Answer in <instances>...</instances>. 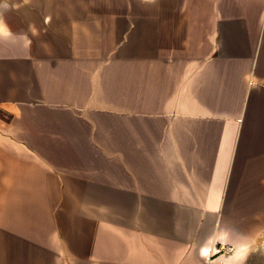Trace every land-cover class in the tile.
I'll use <instances>...</instances> for the list:
<instances>
[{"label":"crops","instance_id":"crops-1","mask_svg":"<svg viewBox=\"0 0 264 264\" xmlns=\"http://www.w3.org/2000/svg\"><path fill=\"white\" fill-rule=\"evenodd\" d=\"M260 242L264 0H0V264Z\"/></svg>","mask_w":264,"mask_h":264},{"label":"rangeland","instance_id":"rangeland-1","mask_svg":"<svg viewBox=\"0 0 264 264\" xmlns=\"http://www.w3.org/2000/svg\"><path fill=\"white\" fill-rule=\"evenodd\" d=\"M250 264H264V242H260L254 247Z\"/></svg>","mask_w":264,"mask_h":264}]
</instances>
